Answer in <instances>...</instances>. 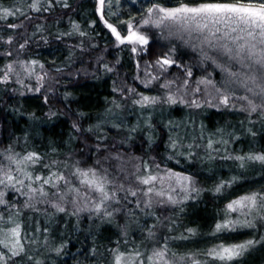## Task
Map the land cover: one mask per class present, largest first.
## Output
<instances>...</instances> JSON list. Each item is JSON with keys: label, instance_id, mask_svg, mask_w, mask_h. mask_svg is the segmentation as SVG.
<instances>
[{"label": "trees", "instance_id": "trees-1", "mask_svg": "<svg viewBox=\"0 0 264 264\" xmlns=\"http://www.w3.org/2000/svg\"><path fill=\"white\" fill-rule=\"evenodd\" d=\"M63 1L39 0L40 11H35L30 7L34 0H0V15L3 9L20 10L15 16L0 19V76L15 53L42 65L47 73L39 91H22L18 85L0 78V152L5 156L9 149L21 156L36 152L44 163L58 162L51 171L67 170L73 165L94 168L107 175L119 203H109V217L83 207L71 209V198H67L65 211L60 212L40 199L25 207V190L4 189L7 203L0 205V240L11 243L6 234L19 225L18 239L23 247L21 254L13 257L9 249L0 245L6 264H114L118 251L140 248L136 237H142L141 241L147 244L144 232L134 227L145 222L143 207L135 205L129 211L121 207L130 187H137L139 195L133 172L138 160L143 165L156 161L183 170L194 177L200 190L197 199L183 198L172 209L165 205L164 209L171 213L180 206L181 209L179 214L168 213L169 220L164 219L159 228V239H192L181 253L188 252L201 262L210 260L205 254L208 246L253 240L257 243L244 252L247 263H242L264 264V209L256 210L254 226L247 227L245 221L234 219L235 212L224 203L225 199L252 188L261 194L264 190V164L236 159L264 155V112L250 113L244 108L215 104L192 107L159 100L155 106L141 107L134 103L137 93L129 94L126 86H121L125 81L139 85L134 76L135 56L128 44L116 45L93 0ZM179 1L202 0L174 2ZM122 2L121 13H133L136 17L143 12L145 3H174ZM105 18L122 31L125 28V20L108 15ZM9 24L20 27L10 28ZM146 32L148 43L136 55L140 63L172 52L174 59L184 66L172 64L169 74L184 76L183 68L188 63L192 66V78L210 68L209 64L199 66L197 55L181 42L161 38L152 26ZM9 39L11 43H7ZM158 82L155 80L152 92L145 94L154 95ZM234 101L240 102L237 97ZM206 140L213 141L212 149L203 147ZM115 156L122 159H113ZM48 170L39 165L30 169L33 175H45ZM71 179L77 182L75 177ZM222 183L226 186L216 191ZM115 205L119 209L116 212L112 210ZM229 221L233 222L229 229L215 231L217 224ZM123 224L131 241L122 242L117 248ZM171 224L178 232L168 233Z\"/></svg>", "mask_w": 264, "mask_h": 264}, {"label": "snow or ice", "instance_id": "snow-or-ice-1", "mask_svg": "<svg viewBox=\"0 0 264 264\" xmlns=\"http://www.w3.org/2000/svg\"><path fill=\"white\" fill-rule=\"evenodd\" d=\"M98 4V11L103 13L105 0H98ZM65 6L67 7V4H65ZM30 7L35 11H40L39 0H34ZM19 11V9L16 11L3 9V14L0 15V19H7L8 17L15 16L16 12ZM154 12L159 14V18L154 21L156 27L159 28L168 21L174 25H179L185 31H195L202 35L206 33V35H204V43L213 50L219 51L222 55L226 56L229 62H235L242 69L251 70L258 67L261 74L264 75V0H202V2L195 4L181 3L179 6L171 8L154 5L153 8L148 9L149 19L144 20L145 25L153 23L151 15ZM20 14L24 15L23 12H20ZM103 18V15H101V19ZM105 23L119 44L128 42L131 44L146 45L148 43L144 35L133 30L131 23H128V35L124 37L121 36V33L112 24ZM8 27L17 28L20 27V25L9 24ZM11 42V39L7 41V43ZM20 47L23 48L24 45L21 44ZM132 50L135 51L136 49L133 48ZM205 58L210 59V57L207 56ZM32 63L35 64L36 62L33 61ZM157 63L161 68H164L165 65L171 66L174 62L168 58H164L158 60ZM213 63H216V61L213 60ZM41 67L43 66L41 65ZM220 67L227 77L226 84L223 85L225 89L235 84L238 87L245 88L248 92L253 91L248 84L249 81L252 83L256 82L255 75L244 73L243 78H240L241 73L232 71L230 64ZM7 68L8 72L13 71V66L11 64H9ZM24 70L31 74L27 67H25ZM108 70L111 71V69ZM187 75L190 77L192 72L188 70ZM39 79L42 80L43 77H39ZM7 80L8 75L5 73L2 82H7ZM198 83L212 84V81L202 79ZM183 86H187V80H185ZM164 87H170V84H166ZM213 87H215V85H213ZM37 91H39V89H37ZM196 91L198 92L200 89L196 88ZM216 91L219 92L220 89L217 88ZM254 95L261 96L262 99L260 104L254 103L253 100L249 99L247 96L237 98L247 101L248 108L246 110L250 113L257 112L258 110L264 112V86H260V91L254 93ZM230 98L231 97L227 94L223 95L221 103L227 105ZM168 101L171 103L176 102L171 96L168 97ZM134 103L139 104L141 107H146L157 103V98L142 96L139 100L134 101ZM209 147H211V144H209ZM6 151L9 153L6 156L3 152H0V205L7 203L4 199L7 192L3 189L21 192L24 188H27L28 191L23 194L28 196L29 200L37 196L43 198L51 195L54 198H59L61 201L71 198V202L75 203L78 198L87 199L89 193L98 194L99 199L94 204L92 210L98 214L103 213L109 217L112 216V211L108 210L110 206L109 202L119 203V201L115 199V191H113L111 195L109 194L107 185L110 184L111 181L107 179V175H100L94 168H89L87 170L76 168V170L71 173L72 177L79 180L81 187H77L73 185L71 177L66 176L62 172L51 171L52 166L58 163L57 161H52L51 164L44 163V158L36 152H27L21 156L19 153L11 152L10 149ZM112 158L120 160L119 156ZM236 159L241 161L247 159L249 161H257L264 164V155H250L248 157H236ZM97 163H99V161ZM37 165L49 169V173L46 176L39 174L33 175L30 169L35 168ZM106 171L107 170H105V173ZM163 179V177H157L156 175H148L144 178H140L139 182L143 185H154L157 180L163 182ZM168 179H175L185 192L188 191L187 186L192 182L190 177L177 173H169ZM61 184H63V188ZM225 186L226 185L223 183L220 184L216 191H220L221 188ZM82 187L87 189V192L82 191ZM120 187L122 188L123 186L121 185ZM48 189H51V192ZM175 190L176 189H173V191ZM192 191H196V189L193 187ZM143 194L144 196H150V194L160 197L164 196L163 191H155L154 187H148ZM131 195L136 196L137 193L132 191ZM185 199H187V197H185ZM168 201L173 204L177 203L171 195L168 196ZM52 206L57 208L60 212L65 211V208L61 207L59 204H53ZM145 206H151L150 199ZM227 208L232 212L240 211L243 215H250L257 209H264V194L254 192L243 195L239 199L229 203ZM261 218L264 219V217ZM232 223L233 222L229 221L227 223L217 224L215 226V231L220 232L229 229ZM244 226L253 227L254 225L250 220H246ZM189 231L193 230L190 229ZM6 235L9 237L11 243L0 240V245H2L3 248L9 249L13 257L19 256L23 251V247L18 239L20 235L19 225L10 229ZM255 243L257 242L249 240L242 244L229 246L219 245L210 249L206 254L214 260H219L223 262V264H228V262L242 256L244 252ZM142 256L143 254L139 251L133 253L129 264H171V261L167 258V246L153 251L151 255L143 259H141ZM0 261H5V256L2 252H0ZM124 261V253L115 255L114 264H124ZM192 264H199V262L194 260Z\"/></svg>", "mask_w": 264, "mask_h": 264}, {"label": "rangeland", "instance_id": "rangeland-1", "mask_svg": "<svg viewBox=\"0 0 264 264\" xmlns=\"http://www.w3.org/2000/svg\"><path fill=\"white\" fill-rule=\"evenodd\" d=\"M129 1L132 4L134 3L137 5L139 3L142 4L144 2V0H129ZM171 1L174 2L176 0H171ZM48 2L49 1H47V3ZM93 2H94V6H95L98 16L101 18V15H103L104 18L102 20L104 22H107V24H112L114 27H116L117 30L121 33L122 37L128 35V23H131L133 30L138 31L140 34L144 35L148 40L149 36L146 32V28L152 26L155 29H157V31H159V35L161 38L172 40V41H179L183 45L188 47L190 50H192L193 53L197 55L199 66L204 67V66H207L208 64L210 65V68H208L207 70L203 71V73L193 78L192 76L189 77L187 75L188 70L192 72V66L190 65V63H188L185 68H183L185 72L184 76L175 75L173 73L169 74L168 70L170 66L165 65L164 68H161L160 65L157 63L158 60L168 58L174 62L173 64L179 65L180 67L184 66V65H181L180 62L174 59L172 52H168L166 55L161 56L152 62L146 61V62L140 63V61L137 60L136 55L145 47V45L131 44V43L125 42L124 44H128L133 55L135 56V59H134L135 60V75L134 76H135L136 82L139 83V85H135V83H133L132 81H128V82L125 81V82H121V86L122 87L126 86V90L129 94L137 93V95L135 96L137 100H139L142 96H148V97H156L157 100L159 101L171 103L168 101V97L171 96L173 97V99H175L176 102H180L185 105L192 106V107L200 105V104H215L219 106V105H225L221 103V100L223 98V95L227 94L231 97L227 104L228 106H236L238 108H244L246 110L248 108V104L246 100L243 102L242 99H239L240 102L238 103L234 101L236 97H241V96H247L249 99L253 100L254 103H261V99H262L261 96L254 95V93H258L260 91V86H264V75L261 74V71L258 69V67L251 69V70L242 69L235 62H229L226 56L222 55L219 51L213 50L206 43H204V35H206V33L202 35L195 31H185L179 25H174L168 21H166L165 24L161 25L159 28L156 27L154 21L159 18L158 13H155V12L152 13L151 20L153 21V23H150L148 25L144 24V20L149 19L148 9L153 8L154 5L171 8V7H177L181 3L195 4V3L202 2V1H198V2L179 1L177 3L174 2L172 4H161V3H156V2L155 3H145L143 12L137 17L134 16L133 13H127V15L121 13L119 6L121 5V3H123L122 0H105V6L103 9V13L98 11L99 9L98 0H93ZM63 3H66V0H64ZM107 15L114 17V18L116 17L118 21L125 20L126 24H125V28H122L123 31L121 30V27H119V25L113 24L112 22L109 23L105 18ZM115 43L116 45L119 44V42L116 41V39H115ZM133 48H135L136 50L133 51L132 50ZM20 56L21 55H18L17 53H15L13 58L11 60H8L0 76L1 80L3 81L4 75L5 73H7L8 75L7 82H9V84L13 83L15 85H18L20 90L22 91L31 90L32 91V90L39 89L42 83L47 79V73H45V70L42 69L41 65L32 64L29 60L23 57H20ZM206 56L210 57V59H206L205 58ZM213 60H215L216 63H213ZM9 64L13 66L12 72H8L7 66ZM229 64L231 66L232 71L241 73L240 78H243L244 73H248L249 75L256 76V82L252 83L251 81H249V84H248V86L253 89L252 92H248L245 88L238 87L235 84H232L227 89L223 87V85L226 84L227 77H226L225 72L222 71V68L220 66H228ZM25 67H27L30 70L31 74H29V72H26L24 70ZM214 69L217 70V73ZM39 77H43V79L41 80L39 79ZM160 77L162 78L160 79ZM122 78L123 77H121V79ZM202 79L211 80L212 84H199L198 82ZM155 80H158L159 82H158V87L156 88L157 91L153 93L154 95H152L151 86L155 85L154 84ZM185 80H187L186 87L183 86ZM166 84H170V87H164V85ZM213 85H215V87H213ZM216 87H218L221 92L220 91L217 92ZM137 88H138V91H137ZM196 88H199L200 91L197 92ZM146 91H151V92H149L148 94H145ZM213 92H217V93L214 94ZM120 93L122 95H125L123 91H121ZM151 106H155V104H152ZM209 144H211V147H209ZM203 147L212 149L213 141L206 140L205 143H203ZM120 159L122 158L120 157ZM138 161L135 163L133 167L134 168L133 172L135 174L134 179L139 184V187H140L139 195H136L134 199L132 197H129L132 191H135L136 193L138 191L137 187L135 186L130 187L129 196L123 199L121 207L123 208V210L125 209L126 211H129V208L134 207L135 205L143 207L144 214H143L142 219H144L145 222H143V224H141V222L136 223L134 227H137L138 229L144 232L145 234L144 236L146 237L145 239L148 241V243L146 244V242H142L141 241L142 237H136L137 241H135V243H137V245H140L139 249L128 250L125 252L118 251V253H124L125 255L124 264H129L130 260L132 259V254L137 251L143 254V256L141 257V259H143L144 257L151 255L153 251L162 249L165 246H167V249H168L167 258L171 261V264H192V261L195 260V257L192 256V254H188V252L185 255L184 253H181L182 250H185L184 248L189 247L188 245L189 243H192L191 242L192 239L184 241V240L179 239L176 236L164 237V238L162 237L159 239L158 234H159V228L163 225L164 219L168 218L167 216L168 213H171L170 209H172L173 203L168 201L169 195H171L177 201L176 204L179 203V205L181 204V201L185 197H189L193 199H197L200 197V193H199L200 190L197 187L196 183L194 182V177L191 174L183 170L175 169L166 164H160L156 161H149L150 164L148 165L147 163H145L146 165L139 164ZM76 168H80L83 170L89 169V168L73 165L70 169H67V170L62 169L57 172H62L66 176L71 177V173L74 172ZM48 173H49V170L45 175H42L41 173H37V174L46 176ZM98 173L102 176L105 175L100 172ZM169 173H177L183 176L190 177L192 182L187 186L188 191L187 192L183 191L182 186L178 184L175 181V179L169 180L168 179ZM148 175H156L157 177H163L164 178L163 182H161L160 180H157L154 185L141 184L139 182V179L144 178ZM76 180L77 182L72 181L73 185L77 187H81L79 184V180L77 178ZM61 187L63 188V184H61ZM112 187L113 185H110V184L107 185L110 195L114 191ZM148 187H154L155 191H163L164 196L160 197V196H155L154 194H150V196H144L143 193L144 191L147 190ZM193 187L196 189V191H192ZM173 189H176V190L173 191ZM23 190H25V192L28 191L27 188H24ZM48 190L51 192V189H48ZM82 191L87 192V189H84L82 187ZM254 192L257 193V190L255 188L254 189L252 188L250 190H247L244 193H240L233 197H229L228 199H225L224 203L227 206L229 203H231L232 201L236 199H239L241 196L254 193ZM262 194H264V190H262ZM23 197L25 198V207L35 205L36 199L43 200L45 201V203H49L50 206L53 204H59L61 207L63 206L65 207V204L67 201V199L61 201L59 200V198H54L51 195L49 197H43V198L37 196L32 200H29L28 196L26 195H24ZM117 198L118 196L116 195L115 199L117 200ZM98 199H99L98 194L89 193V197L87 199L78 198L75 203L70 202V205L72 207L71 209L78 210V209H81V207H83L86 210L88 209L92 210L94 207V204L98 201ZM149 199L151 200V206H145L146 203L149 201ZM109 203L114 204V202L112 201H110ZM165 205L166 206L168 205L170 209L169 210L164 209ZM182 207L184 206L182 205ZM180 209H181V206L178 207L176 211L172 212L171 215L173 213L179 214ZM75 210H72V212ZM112 210L116 212L119 209L115 205V207ZM257 213H258L257 211H253L250 215H243L240 211H235L234 219L239 220L240 222H244L246 220H250L252 222L253 218L257 216ZM174 225L171 224L168 226L169 229L167 228V230L169 234H171V231L173 232L176 231V227ZM131 227L133 228V225L130 226V230L132 229ZM126 228L127 226H125V224H123V226L121 225V237L122 238L119 239L115 247H117L118 244L122 242H126L127 244L129 243V241H131L129 234L125 232ZM176 232H178V230ZM242 241L240 242L241 244L245 243ZM219 245L229 246V245H234V244L227 243V244L212 245L210 247L208 246L206 247L205 254L210 249L215 248ZM206 256L210 258V260H208L207 262L206 261L201 262L200 259L199 260L197 259L196 261H198L199 264H223V262L219 260H214L212 257L208 256L207 254ZM188 259L190 261H188ZM114 260H115V257H114ZM245 260L246 258L242 255L238 257L237 259L228 262V264H244L242 263L243 261L247 263Z\"/></svg>", "mask_w": 264, "mask_h": 264}]
</instances>
